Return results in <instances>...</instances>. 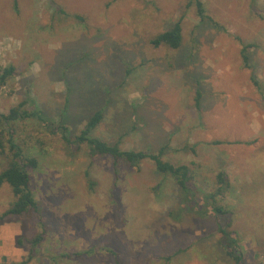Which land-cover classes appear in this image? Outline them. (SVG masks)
Here are the masks:
<instances>
[{
    "label": "rangeland",
    "instance_id": "rangeland-1",
    "mask_svg": "<svg viewBox=\"0 0 264 264\" xmlns=\"http://www.w3.org/2000/svg\"><path fill=\"white\" fill-rule=\"evenodd\" d=\"M200 1L214 23L189 0H0V65L14 68L0 85V113L32 100L55 128L15 126L17 143L41 150L32 187L44 242L28 264H233L213 223L180 211L178 191L152 162L121 165L115 178L111 159L69 150L56 129L75 134L102 108L95 137L124 151L163 148L204 191L219 171L233 187L264 172V0ZM177 22L179 49L149 44ZM250 193L225 200L235 205L242 264H264V189ZM12 200L3 185L0 215ZM6 219L0 264L20 263L27 251L17 239L40 229L27 216ZM73 253L83 254L66 258Z\"/></svg>",
    "mask_w": 264,
    "mask_h": 264
},
{
    "label": "trees",
    "instance_id": "trees-1",
    "mask_svg": "<svg viewBox=\"0 0 264 264\" xmlns=\"http://www.w3.org/2000/svg\"><path fill=\"white\" fill-rule=\"evenodd\" d=\"M188 4H194L197 9V15L201 19H207L204 15V6L200 0H189ZM16 5V2H15ZM14 5V6H15ZM211 23L213 20L208 17ZM217 26V24H214ZM149 44L153 48L164 46L171 50H177L182 44V33L180 23L177 22L169 28L159 32L150 39ZM250 44L244 45L241 50L243 66L248 67L247 50L251 48ZM14 68L12 66L0 65V85H4L8 78L12 76ZM253 84L260 88L257 80L252 78ZM198 101V96L196 98ZM30 104L33 108H25ZM91 112V111H90ZM104 117L103 109H94L83 124V127L75 134L70 135V130L63 125L58 124L56 129L61 130V140L64 147L69 150L84 149L91 160L99 157H108L112 161V173L116 178L121 165L128 169H139L145 161L153 164L157 174H161L169 179L172 187L178 191V200L180 211L188 210L195 217L202 220L211 221L215 227L218 248L222 253L233 262V264H242L244 254L242 253L241 233L232 230V217L234 216V204L226 202L227 195L232 192L233 195L244 197L250 195V192L262 191L264 189V172L259 171L257 175L246 181H242L237 187H233L226 172L219 171L215 176V186L211 191H204L195 186L196 176L194 172L184 164H173L163 158L164 149L156 152L142 150H121L117 143H108L93 135ZM24 122H32L36 127L55 132L52 127L54 120L48 122V118L40 109L34 106L32 100H25L18 105L11 107L7 114L0 113V155L4 162L0 171V188L7 185L12 193L13 200L9 207L0 215V223L5 222L7 216H27L33 218L39 226L38 231L33 237L26 238L22 235L17 239V245L27 251L26 260L16 264H28L35 258V252L44 242L45 224L35 199L32 178L33 171L38 167L39 150L34 146L24 145L16 142L15 126ZM57 123V122H55ZM53 128V129H50ZM218 144L220 142H214ZM254 142H245L253 144ZM38 150V152L36 151ZM195 181V182H194ZM93 186L91 180L88 181ZM248 192V194H246ZM117 261V253L109 251ZM83 253H73L65 255L70 257H80ZM170 259L169 257L166 260Z\"/></svg>",
    "mask_w": 264,
    "mask_h": 264
}]
</instances>
